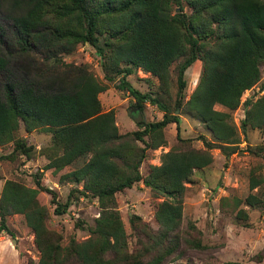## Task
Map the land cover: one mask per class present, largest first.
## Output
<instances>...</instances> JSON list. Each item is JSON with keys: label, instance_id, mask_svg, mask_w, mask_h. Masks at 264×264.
Masks as SVG:
<instances>
[{"label": "trees", "instance_id": "trees-1", "mask_svg": "<svg viewBox=\"0 0 264 264\" xmlns=\"http://www.w3.org/2000/svg\"><path fill=\"white\" fill-rule=\"evenodd\" d=\"M4 1L0 0V8ZM9 4V13L4 15L10 21L9 36L0 26V146L10 142L12 149L0 154V159L15 154L29 158L34 147L17 135L19 126L26 133L41 129L49 133L42 150L43 170L57 173L67 168L59 181L81 187L70 189L69 194L90 196L98 204L87 237L79 241L71 237L62 244L60 235L45 225L44 206L37 194L45 190L52 195L56 215L71 204L70 195L62 205L55 202L54 192L39 182L42 172L32 175L33 187L4 180L0 232L13 237L6 217L22 216L38 252L35 263L28 259L25 264H165L182 255L181 243L201 248L192 224L187 225L192 236L179 230L184 183L194 169L211 162L208 149L212 146L224 156L236 149V128L228 111L238 106L242 92L260 77L264 0H10ZM183 4L188 13L183 12ZM84 43L94 49L105 83L117 79L118 88L131 95V110L142 116L144 102H148L160 107L161 117L148 123L138 121L134 130L118 133L114 112L100 109L97 95L106 85L84 64H68L63 70L27 69L30 53L58 46L66 54ZM53 56H47L48 60L60 62ZM175 60L176 107L183 99L184 71L193 61H200L184 110L210 131L212 139L202 140L206 149L193 148L190 140L180 138L178 115L125 80L139 68L165 81ZM215 104L226 111L215 110ZM168 123L175 125L177 144L162 152L159 164L149 165L141 175L145 149L164 143L161 131ZM260 127L264 129V93L244 100L239 122L242 132ZM143 135L149 141L140 147L136 142ZM263 150L264 145L255 151ZM250 181V187L257 185L252 176ZM136 182L162 199L154 205L155 229L137 214L128 216L134 237L129 248V234L115 209L114 194ZM245 202L254 207L260 200L250 194ZM251 259L264 264V244Z\"/></svg>", "mask_w": 264, "mask_h": 264}, {"label": "rangeland", "instance_id": "rangeland-1", "mask_svg": "<svg viewBox=\"0 0 264 264\" xmlns=\"http://www.w3.org/2000/svg\"><path fill=\"white\" fill-rule=\"evenodd\" d=\"M9 3L10 0H5L0 8V26L6 37L10 33V21L4 15L9 13L8 10L11 7ZM188 11L183 4V12L188 13ZM54 53H57L56 56L52 55ZM47 56L58 57L60 62L55 63L48 60ZM27 58L25 63L31 64V67L27 69L54 67L63 70L68 64H84L93 76L106 85V89L97 95L101 105L100 109L102 111L112 110L114 121L118 125L125 124V132L137 128L136 122L138 121L148 123L159 119L162 115L160 107L144 102L141 119L134 120L137 112L129 107L133 98L125 90L118 88L117 79L105 83L98 65V57L89 45H84L81 50L78 44L66 54H63L58 46H54L48 52L43 50L30 53ZM177 63L178 60H175L169 65V75L165 81L160 82L157 76L143 72L139 68L133 69L125 80L134 89L149 93L150 96L156 98L166 111L178 115L180 138L190 140L193 148L206 149L202 140L212 139L210 131L199 119L184 110L185 102L198 78L200 61H193L184 71L185 88L183 99H180L178 107L175 106ZM262 72H264V63L260 66V76ZM262 83L259 81L247 90V96H250V99L254 100L261 95L259 91ZM241 96H245V93ZM213 108L226 111V108L219 104H215ZM228 114L236 128L235 151L224 156L218 148L212 146L208 149L211 162L203 168L194 169L188 181L184 183L179 230L182 235H185L184 231H187L192 236L193 231L189 232L191 230L187 226L192 224L198 231L196 236L202 247H185L181 243L182 255L165 264H255L251 256L258 252L264 244V150L255 151L258 146L264 145V129L261 127L246 128L244 132L240 130L239 122L243 117V104L229 110ZM17 135L34 148L29 158L15 154L12 158L0 159V188L7 179L33 187L32 175L39 172L38 169H43L46 162L42 150L48 145V133L41 129L26 133L19 126ZM161 136L164 141L162 145L154 149H145V158L139 165L141 175L146 172L149 165L159 164L162 152L177 144L174 123L166 124L162 128ZM146 141H149V136L143 135L142 141H137L136 144L142 147ZM11 149L12 143H5L0 146V154L7 155ZM66 170L67 168H64L57 173L43 170L39 179L40 184L54 192V200L60 205L65 202V198L70 195V189L75 186L72 183L59 181V174ZM251 176L257 182L254 187H250ZM250 194L260 200L257 206H249L245 202V198ZM51 196L45 190H40L37 194L39 204L44 206L43 214L47 228L60 235L62 244H65L71 237L77 241L87 237L88 228L93 224L94 217L98 215L96 199L90 196H79L77 192H73L70 195L71 204L62 214L56 215L52 211L54 203L50 200ZM161 199L159 196L155 197L141 182L133 183L129 188L114 194L115 209L118 211L124 231L129 234V248L134 237L130 233L128 216L132 213L137 214L142 221L155 229L154 205ZM6 225L13 237L1 231L0 245L3 247L2 244H7L12 251L13 248L18 251L20 249L18 264H25L28 259L35 263L38 252L33 244V235H30L31 231L24 224L22 216L17 214L7 216ZM1 250L4 251L3 248ZM2 251L0 257L9 260L10 253Z\"/></svg>", "mask_w": 264, "mask_h": 264}, {"label": "crops", "instance_id": "crops-1", "mask_svg": "<svg viewBox=\"0 0 264 264\" xmlns=\"http://www.w3.org/2000/svg\"><path fill=\"white\" fill-rule=\"evenodd\" d=\"M131 103V102H130ZM115 125H116V128H117V131H118V133H124L125 131V124H119L118 125V123L117 122H115ZM124 128V129H123ZM47 133V132H46ZM49 134V133H48ZM25 157V156H24ZM39 170V172H42L43 173V169H38ZM44 170H46V171H49V172H51V169H44ZM63 170V169H62ZM45 174V173H44ZM34 186V185H33ZM31 187V186H30ZM75 188H77V190H80V184H75V186H74ZM79 194V193H78ZM79 196H83V195H81V194H79ZM85 197V196H84ZM17 215H20V214H17ZM21 216V215H20ZM8 227V226H7ZM28 228V227H27ZM9 229V228H8ZM10 230V229H9ZM21 232V231H20ZM30 235H32V233L30 234ZM16 244H17V242H16ZM2 245H4L3 247L0 245V256H1V248H3V250L6 252H9L10 253V258H9V260L7 259V258H1L0 257V264H4V263H11V264H18L19 263V261H20V255H19V251H20V249H19V251H18V249H14L13 248V251L12 250H10L9 249V247H7V244H2ZM12 249V248H11ZM4 251H2V252H4Z\"/></svg>", "mask_w": 264, "mask_h": 264}, {"label": "built area", "instance_id": "built-area-1", "mask_svg": "<svg viewBox=\"0 0 264 264\" xmlns=\"http://www.w3.org/2000/svg\"><path fill=\"white\" fill-rule=\"evenodd\" d=\"M84 45H88V44H86V43H84V44H80V48H81V50L83 49V46H84ZM89 48H90V46H89ZM91 48H92V47H91ZM259 81H262V82L264 83V72L261 73V76L259 77L258 82H259ZM250 88H251V87H250ZM250 88H247V89H245V90L242 92L241 95H243V94L245 93V96H240V100H239L240 102H239L238 106L242 105L243 102H244V100L250 98V96H247V90H249ZM262 93H264V87L260 88L259 94H262Z\"/></svg>", "mask_w": 264, "mask_h": 264}, {"label": "water", "instance_id": "water-1", "mask_svg": "<svg viewBox=\"0 0 264 264\" xmlns=\"http://www.w3.org/2000/svg\"><path fill=\"white\" fill-rule=\"evenodd\" d=\"M140 119H141V116H140L139 113H137L136 116H135V118H134V120H137V121H138V120H140Z\"/></svg>", "mask_w": 264, "mask_h": 264}]
</instances>
